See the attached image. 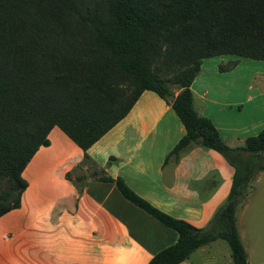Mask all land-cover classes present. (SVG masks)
Returning <instances> with one entry per match:
<instances>
[{
  "label": "trees",
  "instance_id": "16d2710c",
  "mask_svg": "<svg viewBox=\"0 0 264 264\" xmlns=\"http://www.w3.org/2000/svg\"><path fill=\"white\" fill-rule=\"evenodd\" d=\"M229 55L264 61V0H0V181L8 183L0 218L20 208L28 188L23 172L51 145L54 128L88 162V150L152 92L170 104L186 131L172 154L199 143L234 168L227 199L207 227L197 228L158 209L120 177L101 181L114 183L128 202L178 234L148 264H181L220 239L234 264H248L236 212L264 171V129L243 147L228 146L196 112L191 89L204 60Z\"/></svg>",
  "mask_w": 264,
  "mask_h": 264
},
{
  "label": "crops",
  "instance_id": "0c3cea01",
  "mask_svg": "<svg viewBox=\"0 0 264 264\" xmlns=\"http://www.w3.org/2000/svg\"><path fill=\"white\" fill-rule=\"evenodd\" d=\"M210 88L192 85L196 112L213 122L228 146L243 147L264 128V122L246 118L253 98L221 104L213 99L216 88ZM185 134L170 104L152 92L88 150L94 169L85 163V153L54 128L51 145L41 148L23 172L28 188L20 208L0 218V264H148L177 242L175 231L102 177H120L163 212L207 227L230 193L235 170L199 143L172 154ZM218 243L197 251L207 253Z\"/></svg>",
  "mask_w": 264,
  "mask_h": 264
},
{
  "label": "rangeland",
  "instance_id": "374dc122",
  "mask_svg": "<svg viewBox=\"0 0 264 264\" xmlns=\"http://www.w3.org/2000/svg\"><path fill=\"white\" fill-rule=\"evenodd\" d=\"M201 72L193 83L198 88H216L212 92L213 99L221 104L247 101L251 96L254 101L248 105L246 118L249 117L253 122H264V61H252L232 55L218 56L204 60ZM170 89L174 94L179 93L174 86H170ZM88 166L94 169L89 163ZM7 189V181H0V193ZM237 213L240 218L239 234L241 233L248 255V264H264V171L249 185L243 206L239 204L236 216ZM209 250L207 253H193L189 264H234L230 247L225 240L220 239Z\"/></svg>",
  "mask_w": 264,
  "mask_h": 264
}]
</instances>
